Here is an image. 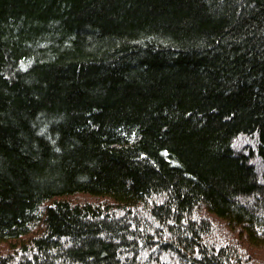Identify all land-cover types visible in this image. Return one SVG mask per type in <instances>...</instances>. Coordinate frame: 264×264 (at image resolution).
<instances>
[{"label": "trees", "instance_id": "16d2710c", "mask_svg": "<svg viewBox=\"0 0 264 264\" xmlns=\"http://www.w3.org/2000/svg\"><path fill=\"white\" fill-rule=\"evenodd\" d=\"M0 264H264V0H0Z\"/></svg>", "mask_w": 264, "mask_h": 264}]
</instances>
